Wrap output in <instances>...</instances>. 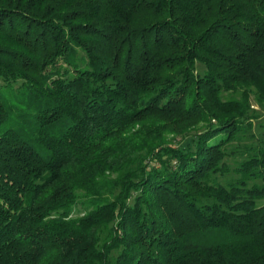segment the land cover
I'll return each instance as SVG.
<instances>
[{
  "label": "trees",
  "instance_id": "trees-1",
  "mask_svg": "<svg viewBox=\"0 0 264 264\" xmlns=\"http://www.w3.org/2000/svg\"><path fill=\"white\" fill-rule=\"evenodd\" d=\"M263 115L264 0H0V264H264Z\"/></svg>",
  "mask_w": 264,
  "mask_h": 264
},
{
  "label": "rangeland",
  "instance_id": "rangeland-1",
  "mask_svg": "<svg viewBox=\"0 0 264 264\" xmlns=\"http://www.w3.org/2000/svg\"><path fill=\"white\" fill-rule=\"evenodd\" d=\"M253 105V107L256 109L257 107L255 106V104H252ZM262 124V125H264V115L262 116V118L261 119H259L258 121H256L255 122V126H257V125H259V124ZM258 130L260 131L261 130V132H263L264 131V127L262 128V127H260L259 126V128H258ZM256 131V130H255ZM231 163V162H230ZM219 180L221 181V182H224V179L223 178H219ZM81 212L80 211H76L75 213H74V216L75 215H79Z\"/></svg>",
  "mask_w": 264,
  "mask_h": 264
}]
</instances>
